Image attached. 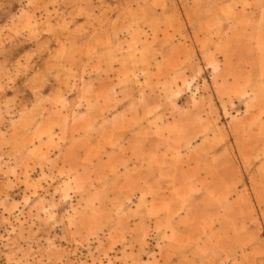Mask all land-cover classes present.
<instances>
[{
  "label": "rangeland",
  "instance_id": "obj_1",
  "mask_svg": "<svg viewBox=\"0 0 264 264\" xmlns=\"http://www.w3.org/2000/svg\"><path fill=\"white\" fill-rule=\"evenodd\" d=\"M0 264H264V0H0Z\"/></svg>",
  "mask_w": 264,
  "mask_h": 264
},
{
  "label": "crops",
  "instance_id": "obj_2",
  "mask_svg": "<svg viewBox=\"0 0 264 264\" xmlns=\"http://www.w3.org/2000/svg\"><path fill=\"white\" fill-rule=\"evenodd\" d=\"M232 201H235L234 199Z\"/></svg>",
  "mask_w": 264,
  "mask_h": 264
}]
</instances>
